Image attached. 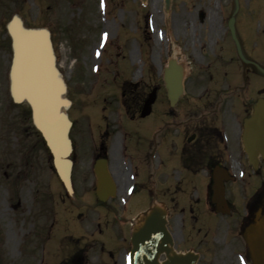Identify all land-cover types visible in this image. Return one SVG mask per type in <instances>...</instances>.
<instances>
[{
	"label": "rangeland",
	"instance_id": "374dc122",
	"mask_svg": "<svg viewBox=\"0 0 264 264\" xmlns=\"http://www.w3.org/2000/svg\"><path fill=\"white\" fill-rule=\"evenodd\" d=\"M237 1L239 10L235 16L236 23L246 30L253 57L259 63H264L261 60L264 57V0ZM7 4L11 12L18 7L29 21L37 19L38 22L49 24L51 28L58 21L62 23L59 34L62 43L59 50L68 85L67 97L75 100L79 97L78 102L83 112H93L97 109L100 110L98 112L100 114L111 108L109 114L117 116L118 111L122 109V101H119L122 93L123 96H127L139 92L138 94L146 96L153 88L156 89L154 108L158 111L168 109L163 97L165 91L162 82L159 81L161 65L174 52L178 53V60L183 63L185 60L198 57L200 55L198 36L202 40V36L217 34V30H221L220 17L225 23L226 18L231 14L233 0H171L168 9L164 8L163 0H24L23 2L8 0ZM199 11H203L206 17L200 26L195 20ZM158 32L161 34V39L157 43L155 34ZM177 36L187 41L189 39L195 41V48H187L190 45L187 44L186 47ZM132 50L135 51L133 59ZM239 66L241 65L238 64ZM188 70L189 68L187 72ZM233 76L231 70V74L227 75L230 78L229 83L233 80ZM223 77L224 74H221L220 78ZM203 84L204 82L198 81L194 85L191 80H185L186 91L193 90L191 93L194 95L205 93ZM261 84L264 85V78L251 75L247 85L240 89L241 96L264 95ZM226 85L227 82L224 84L221 82L214 86L212 84V87L221 90ZM119 104L121 107H116ZM20 119V115L15 116L14 121ZM17 130L26 146L33 148L27 155L30 160L28 173L30 176L28 175L29 182L27 184L24 182V191H18L22 182L17 183L18 195H16V186L12 189L10 177L4 176L14 172L11 164V141L14 133L12 129H0L1 264H17L15 261H18L16 259L19 251L26 260H30L29 263L33 261L30 255L35 247V239L42 238L48 220V213L41 212L43 206L47 204L44 197L47 193L46 196L49 195V199H52V194L59 188L54 183L51 190L49 189L51 171L47 170L48 163L46 157L42 155V150L36 149L33 136L23 132L21 128ZM229 168L237 174L234 182L226 183L227 198L232 207L231 215L213 220L202 219L201 225L197 224L200 225V230L195 227L188 233L184 230L183 234L177 235V249L190 248L200 252L201 259L198 264H239L238 257L241 264H250L245 256V245L239 227L244 217L248 215L246 207L254 196L260 206L264 205V161L260 162L256 173L249 167L244 156L239 166L232 165ZM20 198L22 203H18ZM53 200V205L56 206L53 209L55 213L52 212L55 216L66 210L57 216L54 229L49 230L51 238L48 246L53 250L55 257L56 254H62L64 249L69 248L71 242H75L63 238L65 235L61 231L65 229L64 227L67 229L71 225L75 227V223L72 224L73 221L68 217H70L69 212L76 213L77 210L73 208L68 196L63 202H58L57 197ZM90 200L94 205H102L95 198L91 197ZM138 201L130 203L133 210L130 214L148 204V198ZM50 214L51 212L47 225L49 229ZM77 228L78 231L82 230V226ZM214 229H216L215 233H213ZM94 236L106 238L108 241L104 243L107 247L115 249L123 245L120 242H111L105 231L101 235ZM22 239L26 240L23 242ZM88 252L93 253L94 250L91 248ZM37 254L38 252L35 255ZM33 264L40 263L35 259Z\"/></svg>",
	"mask_w": 264,
	"mask_h": 264
},
{
	"label": "flooded vegetation",
	"instance_id": "af4514ba",
	"mask_svg": "<svg viewBox=\"0 0 264 264\" xmlns=\"http://www.w3.org/2000/svg\"><path fill=\"white\" fill-rule=\"evenodd\" d=\"M0 9V124H10L13 132L23 127L26 134L33 136L35 131L31 125L26 126L21 119L18 126V120L14 121L15 116L27 115V110L24 107L19 109L9 94L7 72L10 39L5 23L12 14L8 13L9 6ZM205 18L195 17V20L200 26ZM23 19L30 25H44V22H38L37 19ZM220 20L221 30H217V34L202 36V40L198 36L200 55L186 62L191 66L185 80H191L194 85L198 81L204 82V94L194 95L191 93L193 90L185 92L174 108L159 111L154 109L143 116L141 108L145 97L138 92L126 96V109L116 118L106 112L98 114L100 110L97 109L94 116L83 115L77 107L72 113L74 101L71 100L69 116L73 117L70 130L73 143V192L79 198L91 195L97 198L94 164L98 158L105 159L115 184V193L104 205L90 206L89 209L93 210L90 218L97 226L104 224L111 242L128 243L126 234L129 235L132 227L130 213L133 211L130 203L136 200L140 202L152 198L165 208L167 226L174 241L178 234H183L184 230L188 233L189 228L201 223L206 214L220 216L215 213L210 201L212 168L238 165L242 156H245L241 139L243 119L250 113L252 103L259 94L242 97L240 89L247 85L251 75L263 78L250 68L238 67L235 41L227 27L228 18L225 23L222 17ZM234 26L241 49L253 57L246 30L237 25L236 21ZM61 30L62 23L58 21L51 31L56 51L60 44ZM179 40L186 47L189 44L190 47L187 48H195V41H187L185 38ZM261 60L264 62V57ZM57 63L64 75L63 62L58 53ZM231 70L234 76L229 83L230 78L227 75L231 74ZM221 74H224L223 79L220 78ZM221 82H227L224 89L212 87V84L214 86ZM260 87L264 89V85L261 84ZM26 145L20 135L15 133L11 144V164L14 172L4 175L11 177L15 184L21 181L22 191L25 189L23 182H29L30 160L27 155L33 149ZM36 146L37 150L48 155L38 140ZM59 187L65 192L61 183ZM149 206L135 211L143 212ZM99 231L103 232L100 229ZM22 240L24 242L26 239ZM104 241L108 240H98L101 251L99 254L89 255L85 250L73 248L68 257H63L62 263L124 264L125 254L119 249L116 252L109 248L105 250ZM18 253L24 259L21 251ZM49 253L47 247L46 253L42 255L44 261L45 258L48 260ZM30 256L33 257V254Z\"/></svg>",
	"mask_w": 264,
	"mask_h": 264
},
{
	"label": "water",
	"instance_id": "95a60500",
	"mask_svg": "<svg viewBox=\"0 0 264 264\" xmlns=\"http://www.w3.org/2000/svg\"><path fill=\"white\" fill-rule=\"evenodd\" d=\"M165 4L168 6L169 0H165ZM236 10L237 1L235 0L233 14ZM229 26L234 36L231 21ZM7 27L12 38L13 50L10 70L12 97L18 102L26 101L30 105L33 122L51 150L59 176L69 187L70 160L68 156L71 145L67 132L70 122L63 111L68 101L62 96L64 82L55 67L49 33L45 29L25 28L17 17H14ZM237 47L242 60L250 62L244 58L238 44ZM254 65L257 72L264 75V69ZM173 69V63H169L164 74L171 102L176 100L182 90L181 68H176V71H172ZM152 100L153 97H150L146 101L147 109ZM243 141L249 162L254 169H257V154L264 156V99L262 98L253 105L252 115L245 123ZM97 175L100 179L98 194L103 199L106 194L104 185L110 182L105 166L100 165L97 168ZM224 178H227L226 174L215 172L212 201L215 203L216 210L227 212L222 181ZM165 223V212L157 206L143 216L140 225L132 234L130 264L195 263L196 254L177 253L173 250L171 236ZM243 238L248 246L252 264H264V213L261 209L255 213L252 222L244 228ZM161 253H164L165 259L159 262L158 257Z\"/></svg>",
	"mask_w": 264,
	"mask_h": 264
},
{
	"label": "bare ground",
	"instance_id": "6f19581e",
	"mask_svg": "<svg viewBox=\"0 0 264 264\" xmlns=\"http://www.w3.org/2000/svg\"><path fill=\"white\" fill-rule=\"evenodd\" d=\"M160 39H161V34L158 32V33L155 34V40H156V42L158 43ZM131 52H132V59H133V58H135V51L132 50ZM135 74H136V73H134V75H135ZM237 264H238V263H237Z\"/></svg>",
	"mask_w": 264,
	"mask_h": 264
}]
</instances>
